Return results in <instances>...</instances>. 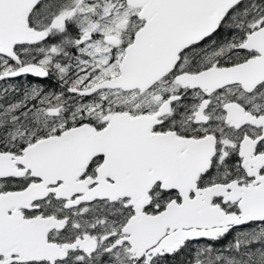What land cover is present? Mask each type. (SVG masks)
Segmentation results:
<instances>
[{
  "label": "snow or ice",
  "instance_id": "snow-or-ice-1",
  "mask_svg": "<svg viewBox=\"0 0 264 264\" xmlns=\"http://www.w3.org/2000/svg\"><path fill=\"white\" fill-rule=\"evenodd\" d=\"M0 264H264V0H0Z\"/></svg>",
  "mask_w": 264,
  "mask_h": 264
}]
</instances>
